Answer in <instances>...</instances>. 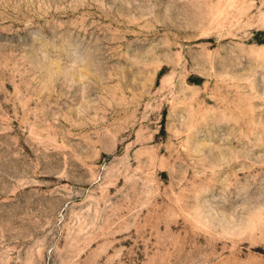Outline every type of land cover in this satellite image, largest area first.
Wrapping results in <instances>:
<instances>
[{
  "label": "rangeland",
  "instance_id": "obj_1",
  "mask_svg": "<svg viewBox=\"0 0 264 264\" xmlns=\"http://www.w3.org/2000/svg\"><path fill=\"white\" fill-rule=\"evenodd\" d=\"M0 264H264V0H0Z\"/></svg>",
  "mask_w": 264,
  "mask_h": 264
}]
</instances>
